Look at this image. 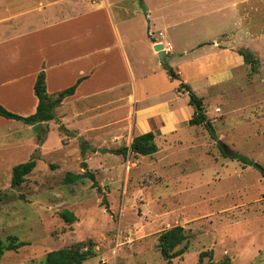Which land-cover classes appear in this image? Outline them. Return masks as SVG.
<instances>
[{"label": "rangeland", "instance_id": "374dc122", "mask_svg": "<svg viewBox=\"0 0 264 264\" xmlns=\"http://www.w3.org/2000/svg\"><path fill=\"white\" fill-rule=\"evenodd\" d=\"M256 2L254 19L264 25V0ZM144 32L139 27L135 36L143 40ZM166 44L170 53L172 46ZM136 48L146 64L156 67L148 98L160 92L187 114L188 98L175 90L188 84L202 99L216 139L201 125L183 121L162 134V122L155 120L150 128L157 152L144 157L127 152L124 158L113 151L129 148L138 112L102 105L85 112L94 124L82 132H61L56 117L39 127L37 134L48 141L42 155L36 149L35 168L16 188L11 187L12 167L33 155L16 153L8 144L9 151H0V238L6 242L14 236L25 246L4 250L0 264H39L50 251L80 244L94 251L82 264H195L203 251H211L214 261L227 257L231 264H264V175L253 168L264 170V59L244 62L240 53L234 58H167V67L178 74L170 79L157 54L144 53L140 44ZM241 63L243 69L230 72ZM221 67H228V73L216 85L200 79ZM233 154L251 165L232 159ZM85 171L93 174L96 187L88 178L65 181L66 174ZM62 210L71 211L76 222L66 223ZM174 226L186 236L176 250L185 246V251L163 258L159 237Z\"/></svg>", "mask_w": 264, "mask_h": 264}, {"label": "crops", "instance_id": "0c3cea01", "mask_svg": "<svg viewBox=\"0 0 264 264\" xmlns=\"http://www.w3.org/2000/svg\"><path fill=\"white\" fill-rule=\"evenodd\" d=\"M254 3L255 0H0V105L22 117L32 115L38 102L33 86L43 72L49 96L76 86L73 94L54 110L64 133L82 132L93 125L85 112L103 105L137 111L135 137L152 132L155 120L162 122L160 132L168 134L179 122L191 119L192 108L187 100L185 108L189 113L185 114V109H177L160 92L148 98L146 88L156 82V67L140 58L136 46L142 45L144 53L149 50V54H156L155 44L165 47L169 43L172 50L166 52L165 61L188 55L194 60L204 56L234 58L239 52L250 54L256 61L263 60L264 25L254 19L259 8ZM138 25L145 30L143 40L135 36ZM154 32H161L162 37ZM240 65L231 67L230 72L243 69L244 64ZM163 66L166 72L172 70L166 62ZM228 69L210 70L200 79L216 85ZM140 90H146L143 97L139 96ZM175 91L179 97L186 95L178 87ZM179 113L183 114L180 119ZM13 122L19 121L0 117V151H9L8 144H14L9 147L16 153L26 151L32 156L39 149L42 155L48 136L37 145L34 126H13ZM80 123H84L81 129L74 127ZM25 133L29 134L26 141Z\"/></svg>", "mask_w": 264, "mask_h": 264}, {"label": "trees", "instance_id": "16d2710c", "mask_svg": "<svg viewBox=\"0 0 264 264\" xmlns=\"http://www.w3.org/2000/svg\"><path fill=\"white\" fill-rule=\"evenodd\" d=\"M243 56L244 62L246 60L253 58L250 54H244L239 52ZM168 77L173 79L178 77L171 69H168ZM76 86H72L62 92H59L53 96L47 95L45 91L44 74L40 72L35 80L33 86V92L37 98L36 110L32 115L22 117L14 114L0 105V117L8 120L19 121L25 125L34 126L35 129L41 127V123L49 122L55 120L54 110L59 106L61 101L71 94H73ZM178 90L186 94L188 98V105L192 108V117L188 121L190 126H202L208 135L212 139H216L215 132L211 122L207 119L204 111V106L202 99L198 97L189 87V85L180 83ZM59 130L64 132L65 130L60 126ZM44 141V137L41 134H37V145H41ZM158 148L155 143V135L152 132L138 135L133 138L129 148L123 147L114 150L113 153L116 155H121L126 157L127 152H131L139 156H150L157 152ZM232 159H235L243 164L251 165V162L245 157L239 154H233ZM36 155L32 157L28 162L23 164H18L12 168L11 177V187H20L24 182L27 175H29L36 165ZM89 179L94 184V176L91 172L85 171L82 174H72L68 173L65 176V181L67 183H73L77 181H82L84 179ZM4 195L0 194V205L3 201ZM60 217L68 224L76 222L74 214L69 210H62L60 212ZM186 236L183 228L180 226H174L161 233L159 237L158 248L161 256L163 258L172 259L180 256L185 251V246L176 250V248L185 240ZM25 246V243L18 241L14 236H9L4 242L0 238V259L3 255L4 250L16 251L21 247ZM94 251L91 247L83 248L80 245H76L70 248H61L54 251H50L45 254L42 261L39 264H82L86 259L93 257ZM195 264H231L229 258L225 257L221 260L214 261L213 254L211 251H203L199 254L198 260Z\"/></svg>", "mask_w": 264, "mask_h": 264}, {"label": "water", "instance_id": "95a60500", "mask_svg": "<svg viewBox=\"0 0 264 264\" xmlns=\"http://www.w3.org/2000/svg\"><path fill=\"white\" fill-rule=\"evenodd\" d=\"M153 50L156 52L160 64L165 65V60H164V58L167 56V54H166V52L164 51L163 46H162L161 44H155V45L153 46ZM217 143H218V144H221L219 141H218ZM222 148L224 149L225 146L222 145ZM102 151H105V150H102ZM253 168H256L257 170H259V171L264 175V170H262V168L259 167L258 165L253 164Z\"/></svg>", "mask_w": 264, "mask_h": 264}, {"label": "built area", "instance_id": "2783aa9c", "mask_svg": "<svg viewBox=\"0 0 264 264\" xmlns=\"http://www.w3.org/2000/svg\"><path fill=\"white\" fill-rule=\"evenodd\" d=\"M158 36H159V37H162V34L159 33ZM166 46H168V45L166 44ZM163 49L165 50V49H167V48L163 46Z\"/></svg>", "mask_w": 264, "mask_h": 264}]
</instances>
